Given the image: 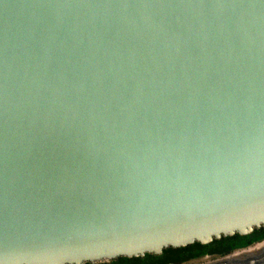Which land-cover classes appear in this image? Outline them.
<instances>
[{"label":"water","instance_id":"95a60500","mask_svg":"<svg viewBox=\"0 0 264 264\" xmlns=\"http://www.w3.org/2000/svg\"><path fill=\"white\" fill-rule=\"evenodd\" d=\"M260 229L264 0H0V264Z\"/></svg>","mask_w":264,"mask_h":264},{"label":"trees","instance_id":"16d2710c","mask_svg":"<svg viewBox=\"0 0 264 264\" xmlns=\"http://www.w3.org/2000/svg\"><path fill=\"white\" fill-rule=\"evenodd\" d=\"M264 239V229L255 230L247 236L235 235L213 241L209 245L194 244L179 249L164 250L162 255H146L144 258H121L107 264H183L205 255H226Z\"/></svg>","mask_w":264,"mask_h":264},{"label":"flooded vegetation","instance_id":"af4514ba","mask_svg":"<svg viewBox=\"0 0 264 264\" xmlns=\"http://www.w3.org/2000/svg\"><path fill=\"white\" fill-rule=\"evenodd\" d=\"M183 264H264V239L226 255H205Z\"/></svg>","mask_w":264,"mask_h":264}]
</instances>
